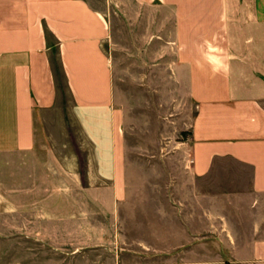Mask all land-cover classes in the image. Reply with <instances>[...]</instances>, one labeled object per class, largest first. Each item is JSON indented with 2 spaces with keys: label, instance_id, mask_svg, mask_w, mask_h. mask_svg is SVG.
Wrapping results in <instances>:
<instances>
[{
  "label": "crops",
  "instance_id": "crops-1",
  "mask_svg": "<svg viewBox=\"0 0 264 264\" xmlns=\"http://www.w3.org/2000/svg\"><path fill=\"white\" fill-rule=\"evenodd\" d=\"M147 61H165L149 67L161 79L149 88ZM60 71L90 148L86 172L57 186L68 197L55 240L36 134ZM149 89L181 97L156 129L133 97ZM7 154L23 264H46L58 241L68 264H264V0H0Z\"/></svg>",
  "mask_w": 264,
  "mask_h": 264
},
{
  "label": "rangeland",
  "instance_id": "rangeland-1",
  "mask_svg": "<svg viewBox=\"0 0 264 264\" xmlns=\"http://www.w3.org/2000/svg\"><path fill=\"white\" fill-rule=\"evenodd\" d=\"M114 36L117 43L119 39L117 31ZM114 50H116V53L120 52L116 45ZM159 62H145L147 68L144 72V78H141L143 80V85H157L161 82V79L153 77L152 70L149 68ZM56 67H58L57 64ZM132 80L137 82L135 78ZM58 82H60V100L58 106L52 114L44 118V122L41 124L42 130L36 134L38 143L36 155L39 157L40 161L38 168L39 172L43 175H41L40 183L42 185L46 180L47 174H50V178L54 180L56 186L53 195L50 194L49 189L41 190V202H43L42 217H44L43 232H45V237H52L53 239L56 235L60 236L63 234L61 233V229L63 230V228H58L56 225L63 222L62 219L59 222L58 218L66 213L64 207L66 205L65 202H67L66 197H68L64 193H61L62 190L64 192V187L57 186L61 185L63 178L69 175V172H79V170L86 172L85 170L88 164L87 154L90 148L89 144L84 141L82 129L71 112L72 97H70L67 91L66 82L64 81L61 71L59 73ZM147 88H149V86ZM163 88L166 87L163 86ZM133 95H131V97L133 96L142 106L145 107V103H148V108L143 112L144 115L142 118L144 121L142 124L154 129L160 125L159 118L162 116V113L165 118L173 119L175 117L174 113L179 109L178 105L181 104V100H179L181 97L178 96V93H173L168 89L160 93L153 92L149 89L145 94L135 93ZM161 104H163V107ZM162 132L168 135L172 130L168 131L166 128L165 131ZM182 137L185 136L183 135ZM14 161L13 155H0V264H23L21 260L22 252L25 247L20 244L21 240L18 230L21 219L18 215L19 198L16 191V167ZM28 172H30V166L24 167L22 173L28 174ZM45 187L48 188L47 185ZM59 243L58 241L56 243H46L44 245L46 264L69 263L67 260H63L64 254L62 251H56L54 249V247L59 248L62 245L66 246L65 243Z\"/></svg>",
  "mask_w": 264,
  "mask_h": 264
},
{
  "label": "clouds",
  "instance_id": "clouds-1",
  "mask_svg": "<svg viewBox=\"0 0 264 264\" xmlns=\"http://www.w3.org/2000/svg\"><path fill=\"white\" fill-rule=\"evenodd\" d=\"M226 67V66H225ZM220 69L219 68H214V71H219Z\"/></svg>",
  "mask_w": 264,
  "mask_h": 264
}]
</instances>
